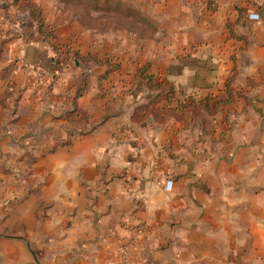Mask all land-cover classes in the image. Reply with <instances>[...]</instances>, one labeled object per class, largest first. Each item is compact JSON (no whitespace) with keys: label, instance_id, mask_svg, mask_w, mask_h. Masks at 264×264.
Wrapping results in <instances>:
<instances>
[{"label":"crops","instance_id":"1","mask_svg":"<svg viewBox=\"0 0 264 264\" xmlns=\"http://www.w3.org/2000/svg\"><path fill=\"white\" fill-rule=\"evenodd\" d=\"M16 1L0 0V156L52 205L46 248L118 264L112 242L143 224L133 264H264V0ZM142 68L173 83L177 103L209 107L134 121L155 95Z\"/></svg>","mask_w":264,"mask_h":264},{"label":"rangeland","instance_id":"2","mask_svg":"<svg viewBox=\"0 0 264 264\" xmlns=\"http://www.w3.org/2000/svg\"><path fill=\"white\" fill-rule=\"evenodd\" d=\"M138 19L143 25L147 24L142 16ZM138 19L135 18V22ZM124 20L130 25L133 22L131 16ZM141 31L144 35L149 33L147 29ZM20 92L15 89L9 94L10 106L4 107L1 117L5 125L8 122L13 124L20 102L17 101ZM177 104L175 101L174 105ZM5 125V134H11L8 125ZM34 147L31 144L28 149ZM22 156L23 154L19 158ZM26 177L27 173L20 168L19 162L6 154L0 156V180L6 182L4 185L8 187L0 183V264H74V256L55 254L46 248L55 240L51 224L44 225L50 216L52 205L37 202L36 189L27 188L24 182ZM47 228H50L51 233L44 231ZM149 238L150 231L145 225L139 224L125 237L112 242L116 246L117 263L133 264V250L137 248L138 242Z\"/></svg>","mask_w":264,"mask_h":264},{"label":"trees","instance_id":"3","mask_svg":"<svg viewBox=\"0 0 264 264\" xmlns=\"http://www.w3.org/2000/svg\"><path fill=\"white\" fill-rule=\"evenodd\" d=\"M14 2L16 3L17 1L14 0ZM27 8L30 9L38 19L42 35L46 40L50 41L51 45H54L51 41L53 35L52 32L49 30H43L46 24L42 20L41 11L31 5H29ZM86 60L94 61L103 66L109 65L110 71H117L119 68V65L113 63V61H111L109 58L100 60L96 57H89ZM146 72L147 68H142L140 70V75L142 78H144V80L147 82L148 88L154 92L155 95L152 97L150 103L136 109L133 117L134 121L144 122L149 116H153L155 121L158 123H164L168 117H174L178 120H182L188 112L197 113L202 110V108L209 107L208 99H203L201 101H196L193 99L192 101L178 102L177 106L174 105L175 101H177V90L174 84L169 81L157 82L153 76L147 75ZM52 85H50V87L45 91V94L51 90ZM21 96L22 95L18 96L17 101L21 99Z\"/></svg>","mask_w":264,"mask_h":264},{"label":"built area","instance_id":"4","mask_svg":"<svg viewBox=\"0 0 264 264\" xmlns=\"http://www.w3.org/2000/svg\"><path fill=\"white\" fill-rule=\"evenodd\" d=\"M250 17L252 19H256V20L259 19V16L257 14H251ZM21 66H22V68L24 70L30 71L34 75H36L40 81H42L46 77L44 72L37 70L36 68L32 67L30 64H28L26 62H21ZM52 83H53V81L51 79L50 82L48 81V83L45 84L46 87L44 88L43 92L41 93V97H43L45 95L44 94L45 91L50 87V85H52ZM172 184H173L172 181H167V188H168V190H170L172 188Z\"/></svg>","mask_w":264,"mask_h":264}]
</instances>
